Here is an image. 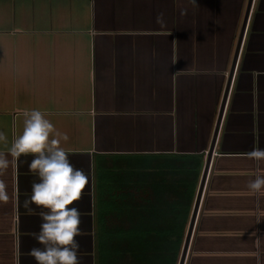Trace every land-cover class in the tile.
<instances>
[{"label":"crops","instance_id":"0c3cea01","mask_svg":"<svg viewBox=\"0 0 264 264\" xmlns=\"http://www.w3.org/2000/svg\"><path fill=\"white\" fill-rule=\"evenodd\" d=\"M247 3L0 0V152L26 110L68 135L62 147L88 177L72 205L81 264H96L95 177L113 156L203 154L200 181ZM254 147L264 149V0L251 1L184 264H264V190L248 189L264 163L245 155ZM32 159L0 176V264H37Z\"/></svg>","mask_w":264,"mask_h":264},{"label":"trees","instance_id":"16d2710c","mask_svg":"<svg viewBox=\"0 0 264 264\" xmlns=\"http://www.w3.org/2000/svg\"><path fill=\"white\" fill-rule=\"evenodd\" d=\"M203 154L113 156L95 177L96 264H178Z\"/></svg>","mask_w":264,"mask_h":264},{"label":"clouds","instance_id":"9594fccd","mask_svg":"<svg viewBox=\"0 0 264 264\" xmlns=\"http://www.w3.org/2000/svg\"><path fill=\"white\" fill-rule=\"evenodd\" d=\"M163 22L161 13L157 23ZM23 116L22 133L12 142L7 153L0 152V176L21 156L33 157L28 169L38 175L39 182H33L25 207L30 213L33 204L42 209L40 230L31 234L42 247H33L28 255L37 264H81L76 240L77 236L82 235L81 213L72 205L83 198L88 177L83 170L74 168L70 163L62 147V142L69 139L66 133L59 132L40 110H26ZM0 142L7 144L3 131H0ZM9 155L12 161L8 159ZM245 155L258 166L264 163V149L254 147ZM248 189L261 193L264 190V176L250 181ZM8 200L7 185L0 179V202L7 203Z\"/></svg>","mask_w":264,"mask_h":264},{"label":"water","instance_id":"95a60500","mask_svg":"<svg viewBox=\"0 0 264 264\" xmlns=\"http://www.w3.org/2000/svg\"><path fill=\"white\" fill-rule=\"evenodd\" d=\"M251 1L252 0H248V3H247L244 19H243V22H242V25H241L240 33H239V36H238V40H237V44H236V48H235V52H234V56H233V61H232V64H231V68H230V71H229L228 79H227V82H226V85H225V89H224V92H223V96H222V100H221V104H220V108H219V113H218V118H217V121H216V124H215L214 132H213V135H212V140H211L209 149L207 151L206 161H205V164H204L203 172H202V175H201V178H200V181H199L198 189H197V192H196L195 200H194L192 211H191V214H190V218H189L187 230H186V233H185L184 242H183V245H182V249H181V253H180L178 264H184L185 256H186V253H187V249H188V245H189V241H190V237H191V233H192V229H193V225H194V221H195V217H196V213H197V208H198V205H199V201H200V197H201V193H202V189H203V185H204V181H205V177H206V173H207V169H208V165H209L210 155H211V153L213 151L215 138H216V135H217V131H218L221 115H222V112H223L225 100H226L227 93H228V90H229L230 80H231L232 72H233V69H234V66H235V61H236V58H237L238 50L240 48V44H241V40H242L244 29H245V24H246L248 12H249V9H250Z\"/></svg>","mask_w":264,"mask_h":264}]
</instances>
